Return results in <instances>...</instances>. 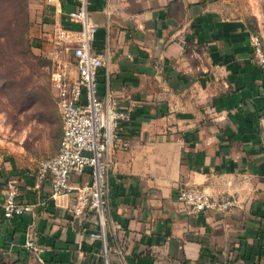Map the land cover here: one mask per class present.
Listing matches in <instances>:
<instances>
[{"label":"crops","instance_id":"0c3cea01","mask_svg":"<svg viewBox=\"0 0 264 264\" xmlns=\"http://www.w3.org/2000/svg\"><path fill=\"white\" fill-rule=\"evenodd\" d=\"M230 2L91 0L94 50L109 60L100 98L108 92L131 115L108 177L109 264H264V72L246 23L226 11ZM75 8L74 0H28L35 52L51 54L54 30L71 27ZM6 169L4 180L18 178V201L32 211L6 219L0 193V264H104L89 237L97 215L74 214L75 189L53 197L49 180L36 186V169ZM184 187L235 206L188 215L177 199ZM29 227L35 255L23 248Z\"/></svg>","mask_w":264,"mask_h":264},{"label":"built area","instance_id":"2783aa9c","mask_svg":"<svg viewBox=\"0 0 264 264\" xmlns=\"http://www.w3.org/2000/svg\"><path fill=\"white\" fill-rule=\"evenodd\" d=\"M51 1V0H48ZM76 8L66 15L71 27H57L53 32L51 58L55 64L52 85L57 107L63 123L58 152L40 162L36 170V186L50 181L52 196H63L76 190L73 212L83 215L94 211L99 229L89 237L103 248L105 264H109L107 240V190L108 177L114 170V150L120 140L123 124L130 121L128 110L122 109L107 92L104 99L99 95L98 75L108 71L109 60L94 50L99 29L90 14L91 0H74ZM251 49L255 63L264 72V50L258 37L251 36ZM72 56L77 78L70 77V62L64 55ZM73 177L84 178L73 188ZM0 193L6 219L20 217L32 211V206L18 201L19 180L8 178ZM188 215L203 214L212 210L228 212L235 204L229 199H214L196 187H184L177 194ZM23 248L30 254H38L32 227L26 233Z\"/></svg>","mask_w":264,"mask_h":264},{"label":"rangeland","instance_id":"374dc122","mask_svg":"<svg viewBox=\"0 0 264 264\" xmlns=\"http://www.w3.org/2000/svg\"><path fill=\"white\" fill-rule=\"evenodd\" d=\"M226 11L244 20L264 50V0H231ZM29 43L26 51L15 57L13 82L6 84L0 78V183L8 177L6 168L15 163L37 170L40 162L58 152L62 137L52 85L55 64L47 52L33 50L30 38ZM252 61L256 65L253 54ZM21 264L42 263L29 257Z\"/></svg>","mask_w":264,"mask_h":264},{"label":"trees","instance_id":"16d2710c","mask_svg":"<svg viewBox=\"0 0 264 264\" xmlns=\"http://www.w3.org/2000/svg\"><path fill=\"white\" fill-rule=\"evenodd\" d=\"M5 18L0 27V78L10 84L16 70L15 57L24 53L30 44L28 0H0V24Z\"/></svg>","mask_w":264,"mask_h":264}]
</instances>
